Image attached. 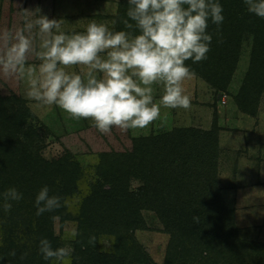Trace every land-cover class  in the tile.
Returning <instances> with one entry per match:
<instances>
[{
  "label": "trees",
  "instance_id": "trees-1",
  "mask_svg": "<svg viewBox=\"0 0 264 264\" xmlns=\"http://www.w3.org/2000/svg\"><path fill=\"white\" fill-rule=\"evenodd\" d=\"M217 2L224 14L242 16L247 22L259 18L247 11L244 0ZM127 7L128 0H119L113 17L115 31H131L123 24ZM256 35L264 36L262 18ZM24 112L15 110L10 116L6 110L8 116L0 126L4 138L0 147V205L9 188L22 194L19 201H9L10 212L5 213L0 206V264H53L39 253V241L46 238L53 249L63 247L55 236L57 218L78 222L73 264H155L134 235L146 227L141 209L155 212L170 235L166 264H264V242L241 236L236 208L223 198L231 184L224 188L220 182L217 125L209 131L179 130L176 140L158 135L137 139L135 153L124 158L102 155L98 184L111 191L104 192L101 211L85 217L75 216L67 205L69 198L81 194V164L70 153L54 160L44 158L36 145L41 141L40 133L24 128L31 111L26 108ZM140 141L150 149L149 158L140 153ZM131 172L147 178L148 184L134 194L128 187ZM44 186L50 196L61 198L62 206L37 216L35 197ZM93 236L95 242L89 244ZM13 250L14 257L9 255Z\"/></svg>",
  "mask_w": 264,
  "mask_h": 264
},
{
  "label": "rangeland",
  "instance_id": "rangeland-1",
  "mask_svg": "<svg viewBox=\"0 0 264 264\" xmlns=\"http://www.w3.org/2000/svg\"><path fill=\"white\" fill-rule=\"evenodd\" d=\"M114 1L91 0L88 3L72 0L67 3L63 0H0V28L20 26L18 11L23 7L30 10L39 8L41 14L47 15L49 19L65 18L61 25L63 31L85 30L91 21L89 16L114 14ZM63 6H67L64 14L59 11ZM55 7L57 13L54 14ZM222 15L224 20L219 26L208 20L206 31L212 35V42L207 59L197 63L185 61L186 66L195 73L193 79L185 80L183 84L185 94L191 97L190 108L170 109L161 106L159 118L142 129L121 132L113 128L110 134H102L92 126L90 119L77 120L56 105H43L28 99L24 82L0 78V126L5 116H11L15 110L25 113L28 108L31 115L26 119L24 128L35 129L40 133L41 141L36 145L40 147L43 157L54 160L70 153L81 164L84 172L79 184L81 194L69 198L67 203L72 214L91 217L101 211L104 192L111 191L104 184H98V179L102 178L100 169L104 165L102 155L115 154L124 158L135 153L137 139L158 135L176 140L177 131L183 129L209 131L217 125L220 182L224 188L234 184L237 178L249 186L258 181V174L264 175V170H261L264 162L259 164L261 157H264V36L256 35L260 18H252L247 22L242 16L223 12ZM36 62L30 59V63ZM81 69L82 66L68 71ZM153 89L154 102L158 103L162 86L154 84ZM224 96L227 98L226 103ZM21 101L26 104V108L20 104ZM3 143L4 138L0 133V147ZM138 149L147 158L152 154L144 142L138 143ZM125 174L127 176L129 172ZM128 181L131 194L148 186L147 178H139L132 172ZM246 192L254 191L249 189ZM224 193V200L234 208L232 199L235 198L230 193ZM254 196L256 198H237V225L244 239L264 242V196ZM140 213L146 227L135 231L136 240L155 264H166L170 235L155 212L141 209ZM73 227L78 230V222H62L61 218L55 220V236L61 240L63 247L73 250L71 261L77 237L68 240L64 237Z\"/></svg>",
  "mask_w": 264,
  "mask_h": 264
},
{
  "label": "clouds",
  "instance_id": "clouds-1",
  "mask_svg": "<svg viewBox=\"0 0 264 264\" xmlns=\"http://www.w3.org/2000/svg\"><path fill=\"white\" fill-rule=\"evenodd\" d=\"M244 4L249 13L264 19V0H244ZM18 12L20 26L0 28V78L24 82L28 99L56 105L77 120L90 119L105 135L113 128L126 132L149 126L159 118L161 106L190 108L191 97L183 84L195 73L185 61L207 59L212 42L206 31L208 20L217 26L224 20L217 0H128L123 24L131 31H112L91 20L84 31L67 33L61 30L63 19H49L39 8L20 7ZM81 66V71H68ZM154 84L162 86L158 103ZM2 198L0 206L8 213L9 201H19L22 194L9 188ZM35 206L40 216L59 209L61 198L50 196L44 186ZM78 235L73 227L64 239ZM94 242L95 237H90L88 243ZM72 251L53 249L46 238L39 241V253L53 264H72Z\"/></svg>",
  "mask_w": 264,
  "mask_h": 264
},
{
  "label": "crops",
  "instance_id": "crops-1",
  "mask_svg": "<svg viewBox=\"0 0 264 264\" xmlns=\"http://www.w3.org/2000/svg\"><path fill=\"white\" fill-rule=\"evenodd\" d=\"M71 1L72 0H63V2H67V3H70ZM80 1L90 3L91 0H80ZM96 1H100V0H96ZM103 1H108V0H103ZM113 5H114V7H116V10H115L114 14H102V15H98V16H92L91 15V16H89L88 19L89 20H97L98 21L97 23L109 22L110 24H106V26H108L110 30L115 31V24L113 23L115 21H114L113 17H115V15L118 12L119 0L114 1ZM65 7H67V6H63V7H61V9H59L60 13L64 14L66 12V8ZM55 12L57 13L56 7H55V10H54V14H55ZM63 19H65V18H63ZM74 31L82 32L84 30H79V31L78 30H71V31H65V32L71 33V32H74ZM36 63H38V62H36ZM261 158H262V160L259 162V164L264 162V157H261ZM254 166H251V167H254ZM261 170H264V166H263V168ZM258 175H259L258 176V181L256 183L249 184V186L246 185L244 182L238 181V178H237V181H234V184H231V187L227 188L225 193L226 194L230 193V194H232L231 197L235 198V199H232L233 202H234L235 208H236V205H237V198H239V196H251V197H254V198H256L254 195H262V196H264V181H263L264 180V175H260V174H258ZM234 178H236V176H234ZM234 178H232V179H234ZM249 189L254 191V192H250V193L246 192ZM236 211H237V209H236Z\"/></svg>",
  "mask_w": 264,
  "mask_h": 264
},
{
  "label": "built area",
  "instance_id": "built-area-1",
  "mask_svg": "<svg viewBox=\"0 0 264 264\" xmlns=\"http://www.w3.org/2000/svg\"><path fill=\"white\" fill-rule=\"evenodd\" d=\"M227 102V98L224 96V103H226Z\"/></svg>",
  "mask_w": 264,
  "mask_h": 264
}]
</instances>
